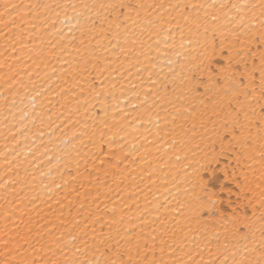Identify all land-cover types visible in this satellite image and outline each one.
Returning a JSON list of instances; mask_svg holds the SVG:
<instances>
[{"label": "snow or ice", "instance_id": "1", "mask_svg": "<svg viewBox=\"0 0 264 264\" xmlns=\"http://www.w3.org/2000/svg\"><path fill=\"white\" fill-rule=\"evenodd\" d=\"M0 57V264H264V0H0Z\"/></svg>", "mask_w": 264, "mask_h": 264}, {"label": "bare ground", "instance_id": "2", "mask_svg": "<svg viewBox=\"0 0 264 264\" xmlns=\"http://www.w3.org/2000/svg\"><path fill=\"white\" fill-rule=\"evenodd\" d=\"M146 2H150V0H146ZM192 2H197V0H192ZM0 60H2V57H0ZM53 63H55V61H53ZM214 63L217 64H222L223 61L217 57L216 60L214 61ZM59 67V66H57ZM49 68H51V64L49 65ZM4 69H0V77H3L4 75ZM78 91V89H77ZM7 95V93L5 92V88L3 87V80L0 79V166H2L3 164V156H2V151L4 149V145H5V136H6V129H5V125H4V111H3V96ZM11 146V145H9ZM190 171V170H189ZM225 211H228L227 208L224 209Z\"/></svg>", "mask_w": 264, "mask_h": 264}]
</instances>
